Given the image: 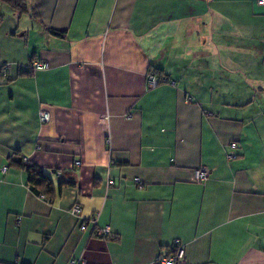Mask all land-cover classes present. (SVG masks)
<instances>
[{
	"label": "crops",
	"instance_id": "1",
	"mask_svg": "<svg viewBox=\"0 0 264 264\" xmlns=\"http://www.w3.org/2000/svg\"><path fill=\"white\" fill-rule=\"evenodd\" d=\"M25 1L22 17L0 3V264H156L175 240L183 264H264V4ZM216 59L241 96L192 73ZM17 153L51 201L9 166Z\"/></svg>",
	"mask_w": 264,
	"mask_h": 264
},
{
	"label": "built area",
	"instance_id": "2",
	"mask_svg": "<svg viewBox=\"0 0 264 264\" xmlns=\"http://www.w3.org/2000/svg\"><path fill=\"white\" fill-rule=\"evenodd\" d=\"M264 0H259L258 5H263ZM11 67V64H6L3 67L0 68V75L5 76L7 72L9 71ZM30 69L32 71H46L48 69V65L43 62H33L30 66ZM149 85L151 88H154L157 86V80L154 77H149ZM49 114L46 112H40L39 114V120L41 123H48L49 122ZM231 149H236V144L230 145ZM227 159L235 160V155H227ZM75 166H80L79 162L75 163ZM7 170L6 167L2 168V172H5ZM59 176V174H58ZM209 179V172L205 168H199L194 171V182L196 184L202 185L206 183ZM114 183L112 181H107V187H113ZM42 199V197H41ZM80 207L77 204H74L70 209V214L72 216H77L80 213ZM90 225V233L91 235H94L96 237H108L110 235L109 228H99L97 225V218H92L89 221ZM82 231L86 230V227L82 225L80 227ZM169 254L166 257H160L156 264H183L185 261V246L179 241L175 240L169 250ZM71 264H82L80 261H72Z\"/></svg>",
	"mask_w": 264,
	"mask_h": 264
},
{
	"label": "trees",
	"instance_id": "3",
	"mask_svg": "<svg viewBox=\"0 0 264 264\" xmlns=\"http://www.w3.org/2000/svg\"><path fill=\"white\" fill-rule=\"evenodd\" d=\"M0 3L9 7L13 11V13H15L18 17H22L30 13V9L28 8L25 0H0ZM31 17L34 18L35 15L31 13ZM49 33L53 36H58V37L61 36L60 32H55L53 30H49ZM152 73L153 74L158 73V71L153 69ZM161 83H162V78L159 77L157 85ZM9 166L22 170L27 174L29 188L32 191L36 192L38 196L49 201H51L53 197H55L54 196L55 188L52 180L36 167L26 166L23 163L22 158L18 156V153L15 155V158L9 159ZM62 185H63L62 183L58 184L59 191ZM101 238H107V237H101Z\"/></svg>",
	"mask_w": 264,
	"mask_h": 264
},
{
	"label": "rangeland",
	"instance_id": "4",
	"mask_svg": "<svg viewBox=\"0 0 264 264\" xmlns=\"http://www.w3.org/2000/svg\"><path fill=\"white\" fill-rule=\"evenodd\" d=\"M217 59L213 60L215 61L214 67L210 66L208 62L206 69L198 70L194 68L196 72L193 70L192 73L194 75L200 73L203 80L206 78L205 82L202 83V87L206 90H211L212 95L218 94L219 96H223V99L225 97L226 101H229L231 97L241 96V88L238 84L242 83L240 80L242 78L233 74V72L228 69V67L231 66L230 64H226V62L223 61L228 67L224 66L223 62H221V66ZM210 62L212 63V61Z\"/></svg>",
	"mask_w": 264,
	"mask_h": 264
}]
</instances>
